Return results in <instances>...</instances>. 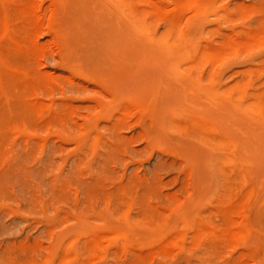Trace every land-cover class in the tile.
<instances>
[{
	"label": "rangeland",
	"instance_id": "rangeland-1",
	"mask_svg": "<svg viewBox=\"0 0 264 264\" xmlns=\"http://www.w3.org/2000/svg\"><path fill=\"white\" fill-rule=\"evenodd\" d=\"M104 1L106 8L118 13L109 0ZM37 3L41 6V23L33 31L30 51L41 89L33 91L29 99L45 103L55 113L60 107L69 109L74 129L64 134L53 129L16 134L11 142L0 144V264L16 258L21 250L36 249L37 256L45 255L54 240L67 241L88 230L117 226L113 209L107 207L116 192L122 197L126 191L139 189L141 194L146 190L147 202L162 208L173 202L205 205L218 184V176L209 165L210 149L164 125L181 109L242 122L250 131L251 142L256 135L259 141L250 147L257 184L264 188V123L254 122L239 108H204L208 105L198 93L176 83L159 52L141 36L119 29L117 20L122 18L103 15L98 0H83L89 10L84 24L99 40L97 47L85 54L75 46L76 19L65 12L63 5L49 0ZM263 3L217 0L218 12L212 9L206 16H199L186 9L179 21L182 26L192 23L193 35L202 34L201 46L215 45L225 34H237L254 24L260 14L250 10ZM49 20L55 21L59 29L56 41L49 32ZM93 21H98L100 28L92 27ZM163 27L156 23L159 31ZM84 55L102 61L105 69L87 65ZM263 59L261 47H248L213 66L225 73L227 80H233L236 71L253 68L258 82L264 77ZM199 67L205 70L209 65ZM83 69L97 77H111L110 88L81 75ZM159 90H163V108L155 116L125 108L130 114L121 117L123 100L151 99ZM93 121L102 134L98 144L82 148L65 139L72 140L77 132L90 129ZM39 140L41 143H35ZM132 214L135 216L136 209ZM144 235L143 242L150 243V235ZM252 248L257 252L249 253ZM198 251L202 252L200 256L188 249H171L164 255L151 252L138 258L127 255L121 264H264V233L253 231L247 238L200 246ZM93 264H114V260L109 256Z\"/></svg>",
	"mask_w": 264,
	"mask_h": 264
},
{
	"label": "bare ground",
	"instance_id": "bare-ground-1",
	"mask_svg": "<svg viewBox=\"0 0 264 264\" xmlns=\"http://www.w3.org/2000/svg\"><path fill=\"white\" fill-rule=\"evenodd\" d=\"M49 1L54 5L62 4L65 12L76 19L77 29L73 33L76 48L85 54L97 47L99 40L84 24L89 10L83 0ZM109 1L118 13L106 8L104 0H98L101 9L103 7L101 13L122 18V21L117 20L119 29L141 36L152 50L159 52L176 83L188 85L198 93L201 101L208 105L204 108H239L254 122L264 123V77L255 82L256 70L247 68L236 71L233 80H227L226 74L213 66L244 48L261 47L264 50V3L260 8L250 10L260 14L251 20L254 24L237 34H225L218 44L206 43L203 47L200 45L202 34L200 37L193 35L192 23L182 26L179 15L188 9L206 16L208 10L215 11L217 0ZM40 9L37 0H0V144L11 142L16 134H33L45 129L64 134L68 129H74L69 109L60 107L55 113L45 103L29 99L33 91L41 89V79L36 75L35 63L31 60L33 52L30 51L34 45L33 31L41 23ZM98 21H93L91 26L100 28ZM47 22L52 38L58 40L60 33L55 21ZM157 22L164 26L163 30L156 28ZM83 58L87 65L93 64L102 70L106 67L102 61L89 59L87 55ZM202 64L209 67L200 70ZM261 70L264 72V59ZM81 75L110 88L111 77H97L85 69ZM162 95L163 90H159L151 99L123 100L121 117L130 114L125 108L155 116L159 108H163ZM137 120L141 121V118ZM166 121L164 125L171 132L189 136L211 151L209 165L218 176V184L205 205L173 202L162 208L147 202L146 190L141 194L139 189L126 191L122 197L116 192L110 196L107 207L113 209L117 226L111 224L104 229L88 230L81 237L74 236L67 241L54 240L45 255L37 256L36 249L21 250L6 264H54L57 261L60 264L76 261L93 264L109 256L114 264H121V259L127 255L133 258L151 252L164 255L171 249H188L200 256V246L233 243L239 238H247L253 231L264 233V219L261 218L264 188L257 184L255 157L250 147L258 143V137L255 135L256 140L251 142L250 131L242 122L199 116L185 109L178 110ZM101 136L96 121H93L90 129L77 132L72 140L65 139L84 148L98 144ZM24 138V142H28ZM41 140L35 143H41ZM144 234L150 235V243L143 242ZM256 252V248L249 250V253Z\"/></svg>",
	"mask_w": 264,
	"mask_h": 264
}]
</instances>
